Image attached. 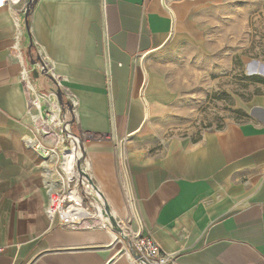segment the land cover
<instances>
[{"label":"crops","instance_id":"1","mask_svg":"<svg viewBox=\"0 0 264 264\" xmlns=\"http://www.w3.org/2000/svg\"><path fill=\"white\" fill-rule=\"evenodd\" d=\"M222 2L36 0L30 37L28 0L0 10V264H134L111 229L69 231L46 216L60 170L56 157L50 175L44 166L21 80L38 58L48 77L29 83L71 104L88 175L121 229L153 239L166 264H264V94L198 139L167 135L177 90L162 58L199 56Z\"/></svg>","mask_w":264,"mask_h":264},{"label":"rangeland","instance_id":"2","mask_svg":"<svg viewBox=\"0 0 264 264\" xmlns=\"http://www.w3.org/2000/svg\"><path fill=\"white\" fill-rule=\"evenodd\" d=\"M220 5L223 10L210 15L215 26L204 30L209 43L199 56L181 49L162 58L166 79L177 90L169 137L198 139L219 130L225 120L240 118L241 102L264 94V0H223ZM155 67L158 71L160 64ZM178 75L188 77L182 88Z\"/></svg>","mask_w":264,"mask_h":264},{"label":"built area","instance_id":"3","mask_svg":"<svg viewBox=\"0 0 264 264\" xmlns=\"http://www.w3.org/2000/svg\"><path fill=\"white\" fill-rule=\"evenodd\" d=\"M20 0H0V10L9 3H18ZM11 61L21 64V56L18 50H12ZM43 65L44 60L41 59ZM41 71L39 64L32 65L23 71L21 80L26 90L33 96L28 100L29 117L38 126L37 133L40 136L37 149L48 157L54 154L59 166V172L55 173L59 188L52 191L49 197L46 216L50 221H55L57 226L69 231H83L97 228L110 229V222L103 213V204L99 195L93 191V183L88 175L86 158L82 166L83 176L80 177L75 162L80 155L78 139L72 136L68 119L61 115V108L53 93H48L44 98H39L31 87L28 75L33 71ZM42 103L46 106L42 110ZM31 113L33 115H31ZM40 131V132H39ZM60 147L72 150L73 157L70 167H64L65 159L57 156ZM71 173V175L69 174ZM95 187V186H94ZM123 235L129 240L130 246L125 243L120 234L116 240L123 242L131 261L134 264H166L168 258L163 254L156 243L149 236L130 234L123 230Z\"/></svg>","mask_w":264,"mask_h":264},{"label":"water","instance_id":"4","mask_svg":"<svg viewBox=\"0 0 264 264\" xmlns=\"http://www.w3.org/2000/svg\"><path fill=\"white\" fill-rule=\"evenodd\" d=\"M36 3V0H28V3H27V7H26V10H25V13H24V28H25V31L28 35V37H30V31H29V24H28V18H29V15H30V12L33 8V5ZM36 64H39L41 67H42V70L41 71H33L32 74H33V77L34 78H37L39 75L41 76H46L48 77V73H47V68L43 65L42 61L40 58H38L37 60H33L32 63H31V66L32 65H36ZM55 95L56 99H57V102H58V105L59 107L61 108V115L62 116H65L66 117V114L69 113L70 115L72 114V108H71V104L70 103H65L63 101V93L62 91L57 88L56 91L54 92H51ZM74 122V119L71 118V120L68 121V126L70 127V130H71V124ZM71 134L73 137H75L76 139H78L79 143H78V149H79V152H80V155L79 157L77 158L76 162H75V168L77 169L80 177L82 178L83 176V172H82V166H83V163H84V160L86 158V153H85V150H84V147L82 145V142L80 140V138L78 136H76L72 130H71ZM93 191L96 192L101 201H102V204H103V213L104 215L108 218L109 222H110V229L113 231V233L115 234H120L122 236V239L125 241V243H127L129 246H130V242L129 240L123 235V231L121 229V226L120 224L114 219V217L111 215L110 211H109V208L105 202V199L103 198L102 194L100 193V191L93 186ZM131 208L133 210V214L134 216L136 217V214H135V210L133 208V205L131 204ZM123 253V251L121 250L117 256H120L121 254ZM112 262V261H110ZM110 262L108 264H110Z\"/></svg>","mask_w":264,"mask_h":264},{"label":"bare ground","instance_id":"5","mask_svg":"<svg viewBox=\"0 0 264 264\" xmlns=\"http://www.w3.org/2000/svg\"><path fill=\"white\" fill-rule=\"evenodd\" d=\"M33 115V114H32ZM36 144V143H35ZM62 150V149H61ZM62 153V151H61ZM73 151L72 150H65L63 152V158L65 159L64 162V167H70L71 163H72V157H73ZM53 160H55V155L54 154H49V156L47 157V159L45 160L44 166H46L48 168V175H50V170H49V166L52 164ZM46 172V171H45ZM71 175V173H69ZM49 177V176H47ZM51 177V176H50ZM47 179V178H46ZM52 183V182H51ZM53 184V183H52ZM51 184V185H52Z\"/></svg>","mask_w":264,"mask_h":264}]
</instances>
